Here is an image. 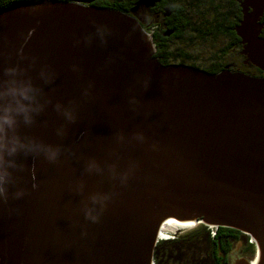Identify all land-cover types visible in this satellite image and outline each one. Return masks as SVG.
I'll return each mask as SVG.
<instances>
[{
	"label": "water",
	"instance_id": "water-1",
	"mask_svg": "<svg viewBox=\"0 0 264 264\" xmlns=\"http://www.w3.org/2000/svg\"><path fill=\"white\" fill-rule=\"evenodd\" d=\"M92 1L0 8V264H154L164 220L237 229L255 254L231 264H264V74L163 64L133 14L158 0ZM239 6L264 71V0Z\"/></svg>",
	"mask_w": 264,
	"mask_h": 264
},
{
	"label": "trees",
	"instance_id": "trees-1",
	"mask_svg": "<svg viewBox=\"0 0 264 264\" xmlns=\"http://www.w3.org/2000/svg\"><path fill=\"white\" fill-rule=\"evenodd\" d=\"M21 0H0V8L9 5L13 2ZM137 0H93L92 3L116 8L123 11H129ZM191 5L198 7L200 5L208 6L206 9H212L215 18L210 25L199 27L191 21L188 12L191 10ZM142 7V6H140ZM171 11V14L166 18V28L173 29L171 37L183 38L184 33L190 29L194 30L197 27L201 29V36L225 35L228 38L226 44L221 48V54H214L207 60H198L197 55H193L187 48L180 47L175 44L173 39L167 41L166 44L158 46L153 40L155 46V56L163 64L168 63H186L209 72H217L224 68L225 63L223 55L232 47L239 48V37L236 35L234 26L241 17L239 0H161V11ZM263 23L261 36L264 37V11L261 16ZM198 30V29H197ZM154 37V36H153ZM240 54V53H239ZM240 56H242L240 54ZM230 65V64H229ZM240 67L249 70L250 73L259 74V71L252 65L241 64ZM212 228V229H211ZM213 231V232H212ZM239 230L232 227L216 226L207 227L204 224H199L195 229L182 235H175L171 238H162L156 242L154 247V264H192L187 261L188 254L195 255L199 258L200 264L206 263V257H209L211 264H229V253L233 248V243L239 239ZM202 241V242H201ZM203 243L207 247L206 252ZM190 245V246H188ZM186 248V250H184ZM190 252V253H189ZM243 253L253 256L255 254V245L246 239V246Z\"/></svg>",
	"mask_w": 264,
	"mask_h": 264
},
{
	"label": "rangeland",
	"instance_id": "rangeland-1",
	"mask_svg": "<svg viewBox=\"0 0 264 264\" xmlns=\"http://www.w3.org/2000/svg\"><path fill=\"white\" fill-rule=\"evenodd\" d=\"M207 7L208 6H206V5H203V6L200 5L198 7L191 5V10H190V12H188V15H189L191 21L194 23V25H197V26L203 28V27H206L207 25H210L213 22V19L215 18L214 11H212V9H209V10L206 9ZM199 27H197L194 30L190 29L189 31L184 33L183 38L174 39L175 44H178V46H180V47L187 48L193 55H197L196 57L200 61L207 60L209 57L213 56L214 54H219V53L221 54V48L228 41V39H227L228 37L225 35H215L213 37L208 35V36L202 38L201 29ZM146 31L149 32L148 29H146ZM238 49L239 48L232 47L230 50H228L225 53V55H223V57H224L223 61L225 63H231L232 67H239L240 68V65L243 63V60L245 59V57L242 53H240V50L238 51ZM239 53L244 57V59L242 58V56H240ZM252 66L255 67L254 65H252ZM252 75H262V73H259V74L253 73ZM199 224H201V223H197V224H194V225L186 227V228L175 229V230L164 229V230H162V234L160 235L162 237H160V236L159 237L160 238H168V237L171 238L175 235H182L184 233L191 231L192 229H195L197 226H199ZM206 226L212 227L210 225H206ZM238 242H239V240H236L233 243V249L235 248V246ZM197 245L203 247L202 252L204 251V249H205L204 252H206L207 247L205 246L204 243H203V246L200 244H197ZM239 245H240V243H239ZM239 245H237V247ZM188 246H190V245H188ZM237 247L235 250L236 256H243L247 259L254 258V255L249 256V255L241 252V250H239V249L237 250ZM186 248L187 247H185L184 250H186ZM186 258H187V261L189 263L200 264L198 262L199 258H197L195 255L188 254L186 256ZM205 264H211V260L209 259V257H206V263ZM229 264H231L230 255H229Z\"/></svg>",
	"mask_w": 264,
	"mask_h": 264
},
{
	"label": "flooded vegetation",
	"instance_id": "flooded-vegetation-1",
	"mask_svg": "<svg viewBox=\"0 0 264 264\" xmlns=\"http://www.w3.org/2000/svg\"><path fill=\"white\" fill-rule=\"evenodd\" d=\"M160 4H161V0H158L153 6H149V7L142 6V7L137 8L133 12L134 16H136L139 19L142 26L145 29H148L149 33L151 32L150 34L152 35V40H154L159 47L162 46L163 43L166 44L167 41L172 40V42H173V39H176L175 38L176 36L174 38L171 37V33H172L173 29L166 28V27H168L166 18H168L170 16L171 11H169V10H165L164 12L161 11ZM239 47L241 49V43L240 42H239ZM155 51H154V53H155ZM242 58L244 59L243 56H242ZM243 63L246 65H249V66L253 65V64H251L249 62H245V61ZM229 64H226L224 67H227V68L232 69V70H239V71H243V72H246L249 74H253V73H250L249 70L244 69L243 67H240V68L239 67H232L231 63H229ZM256 69L259 71V73H262V75L264 74V71H262V70L260 71V69L257 67H256ZM238 237H239L238 240L240 242L238 249L241 250V252H243L244 247L246 246L247 235L245 233L240 232L238 234Z\"/></svg>",
	"mask_w": 264,
	"mask_h": 264
},
{
	"label": "bare ground",
	"instance_id": "bare-ground-1",
	"mask_svg": "<svg viewBox=\"0 0 264 264\" xmlns=\"http://www.w3.org/2000/svg\"><path fill=\"white\" fill-rule=\"evenodd\" d=\"M192 226V224L189 223H182V222H175L172 220H164L160 227H159V235L162 234V230L164 229H170V230H175V229H181V228H186Z\"/></svg>",
	"mask_w": 264,
	"mask_h": 264
},
{
	"label": "built area",
	"instance_id": "built-area-1",
	"mask_svg": "<svg viewBox=\"0 0 264 264\" xmlns=\"http://www.w3.org/2000/svg\"><path fill=\"white\" fill-rule=\"evenodd\" d=\"M212 227H216V226H212ZM160 237H162V236H160ZM247 239H248L249 242L254 243V240H253V238L251 236L248 235Z\"/></svg>",
	"mask_w": 264,
	"mask_h": 264
},
{
	"label": "clouds",
	"instance_id": "clouds-1",
	"mask_svg": "<svg viewBox=\"0 0 264 264\" xmlns=\"http://www.w3.org/2000/svg\"><path fill=\"white\" fill-rule=\"evenodd\" d=\"M247 237H248V236H247ZM159 239H162V238H158V240H159Z\"/></svg>",
	"mask_w": 264,
	"mask_h": 264
}]
</instances>
